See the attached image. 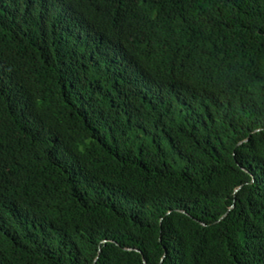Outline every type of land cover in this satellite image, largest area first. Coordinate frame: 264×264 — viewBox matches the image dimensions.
Instances as JSON below:
<instances>
[{"label": "trees", "instance_id": "obj_1", "mask_svg": "<svg viewBox=\"0 0 264 264\" xmlns=\"http://www.w3.org/2000/svg\"><path fill=\"white\" fill-rule=\"evenodd\" d=\"M145 262L264 264V0H0V264Z\"/></svg>", "mask_w": 264, "mask_h": 264}, {"label": "water", "instance_id": "obj_2", "mask_svg": "<svg viewBox=\"0 0 264 264\" xmlns=\"http://www.w3.org/2000/svg\"><path fill=\"white\" fill-rule=\"evenodd\" d=\"M240 190H241V189H239L237 192H239ZM226 217H227V216H226ZM226 217H225V218H226ZM225 218H224V219H225ZM135 252L139 254V252H137V251H135ZM145 264H147V263L145 262Z\"/></svg>", "mask_w": 264, "mask_h": 264}]
</instances>
